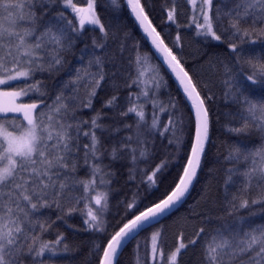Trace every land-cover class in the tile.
<instances>
[{
	"label": "snow or ice",
	"instance_id": "6c2138e0",
	"mask_svg": "<svg viewBox=\"0 0 264 264\" xmlns=\"http://www.w3.org/2000/svg\"><path fill=\"white\" fill-rule=\"evenodd\" d=\"M0 264H264V0H0Z\"/></svg>",
	"mask_w": 264,
	"mask_h": 264
},
{
	"label": "trees",
	"instance_id": "16d2710c",
	"mask_svg": "<svg viewBox=\"0 0 264 264\" xmlns=\"http://www.w3.org/2000/svg\"><path fill=\"white\" fill-rule=\"evenodd\" d=\"M135 31V30H134ZM231 138L229 136H227L226 134H221L218 139H217V147L220 148V151L223 152V148L220 147V142L221 141H229ZM217 149H213V152H216ZM211 163L209 164V167H211ZM207 173V168L205 169V174H202L201 176V181L199 184H197L196 189L192 192V199L189 200V204L193 203V200L198 199L199 196L198 194L202 191V189L204 188V186L206 184H208L211 180V178L209 176L206 175ZM212 183L214 184L215 182L212 181ZM187 207V206H186ZM186 214L185 209H181L179 213H177L176 217H172L169 220L164 221V223L168 226L167 227V233H166V238H167V242L168 245L171 246L173 243V240L176 238L175 234L178 230V226L173 224V220H175L177 217ZM151 230H149L150 232ZM148 232L142 233L140 236V242L141 244H144L145 241V237L148 236ZM131 247V246H130ZM143 251V249H142ZM165 251L167 252V248L165 249ZM188 256H192V253H189ZM126 258L127 259H131L130 254H126ZM188 257H185V260H187Z\"/></svg>",
	"mask_w": 264,
	"mask_h": 264
}]
</instances>
